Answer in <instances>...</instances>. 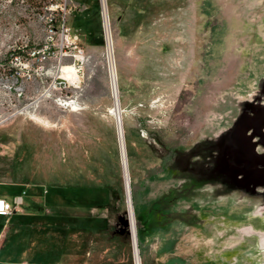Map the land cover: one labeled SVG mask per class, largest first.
<instances>
[{"label":"rangeland","instance_id":"374dc122","mask_svg":"<svg viewBox=\"0 0 264 264\" xmlns=\"http://www.w3.org/2000/svg\"><path fill=\"white\" fill-rule=\"evenodd\" d=\"M64 3L71 38L0 0V195L34 232L0 264H264V0Z\"/></svg>","mask_w":264,"mask_h":264},{"label":"built area","instance_id":"2783aa9c","mask_svg":"<svg viewBox=\"0 0 264 264\" xmlns=\"http://www.w3.org/2000/svg\"><path fill=\"white\" fill-rule=\"evenodd\" d=\"M46 9H48V11H50V16L48 17V27L50 29V32L52 33H56L57 29L61 28L62 34L65 36H69L70 38L72 37L71 35V28L69 26H67L66 23V15H67V11H68V5L66 3H64V0H51L49 3V6L46 7ZM61 10L63 12V20L61 22V24H59L60 26L55 27L54 26V15H56V13ZM52 36V35H51ZM52 39V38H51ZM50 39V40H51ZM50 43H47L46 45H44L43 47V52H47L50 50ZM11 56H14L16 61H20L21 54H11ZM74 66H76V62L74 63ZM18 71L17 69H14V74H16ZM63 79V77H62ZM63 80H67L66 78ZM63 82V81H60ZM66 102V101H64ZM23 201H24V197L22 194H18L15 195L12 200H9L3 196L0 195V216H10L13 213L20 211L22 206H23Z\"/></svg>","mask_w":264,"mask_h":264},{"label":"crops","instance_id":"0c3cea01","mask_svg":"<svg viewBox=\"0 0 264 264\" xmlns=\"http://www.w3.org/2000/svg\"><path fill=\"white\" fill-rule=\"evenodd\" d=\"M12 195V194H11ZM14 196V195H13ZM9 200H12V196H3ZM5 218L4 226L2 227V233L0 241L2 245V254L7 253V258H17V254L20 252L22 246H33L34 238L33 233H29L25 237H21V233L24 231L23 226V213L17 211L10 216H0V220ZM26 244V245H25ZM19 258V257H18Z\"/></svg>","mask_w":264,"mask_h":264},{"label":"bare ground","instance_id":"6f19581e","mask_svg":"<svg viewBox=\"0 0 264 264\" xmlns=\"http://www.w3.org/2000/svg\"><path fill=\"white\" fill-rule=\"evenodd\" d=\"M102 1H103V7H104L103 8V10H104V17L106 19V17L108 16L107 8H106V3H105V0H102ZM107 25H108V23H107ZM108 52H109V58H110V61H111V69H112V75H113V83H114L115 96H116V100H118V80H117V73H116L115 63H114L113 42H112V38H111V35H110L109 27H108ZM61 75L63 76V78H66L71 83H76L77 84L80 81V76L78 74L77 67L74 66V65L64 66L61 69ZM111 111L114 114H116L117 119L119 121L121 139H122V144H123V146H122L121 145V141H120V146H121V150H122L121 151V153H122V159H123V152H124L125 168H126V171H127L126 172L127 173V179H129L127 156H126V149H125L126 146H125L124 131H123V118H122V112L123 111L119 109V106L118 105H116V108L115 109H112ZM124 159H123V166H124ZM124 171H125V169H124ZM134 216H135V220H136L135 209H134ZM136 222H137V220H136ZM134 227H136L135 224L133 225V228ZM137 247H138V244H137ZM138 264H140L139 263V260H138Z\"/></svg>","mask_w":264,"mask_h":264},{"label":"trees","instance_id":"16d2710c","mask_svg":"<svg viewBox=\"0 0 264 264\" xmlns=\"http://www.w3.org/2000/svg\"><path fill=\"white\" fill-rule=\"evenodd\" d=\"M24 2L29 5V8L37 10L41 13L44 12V10H46V7L49 4L48 0H24ZM62 20H63V12L59 10L56 13V15H54V19H53L54 26L55 27L60 26L59 24H61ZM11 54H22V49L20 47L18 49H14V51H11ZM12 70L14 69H11V71ZM123 221L127 223L126 219H123Z\"/></svg>","mask_w":264,"mask_h":264},{"label":"water","instance_id":"95a60500","mask_svg":"<svg viewBox=\"0 0 264 264\" xmlns=\"http://www.w3.org/2000/svg\"><path fill=\"white\" fill-rule=\"evenodd\" d=\"M102 4H103V1H102ZM103 6V5H102ZM124 169V168H123Z\"/></svg>","mask_w":264,"mask_h":264},{"label":"flooded vegetation","instance_id":"af4514ba","mask_svg":"<svg viewBox=\"0 0 264 264\" xmlns=\"http://www.w3.org/2000/svg\"><path fill=\"white\" fill-rule=\"evenodd\" d=\"M171 171V170H170ZM174 172V171H173Z\"/></svg>","mask_w":264,"mask_h":264}]
</instances>
